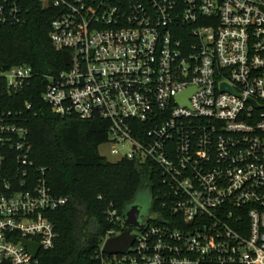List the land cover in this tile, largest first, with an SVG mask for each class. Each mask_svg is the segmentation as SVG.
Masks as SVG:
<instances>
[{
	"label": "built area",
	"instance_id": "2783aa9c",
	"mask_svg": "<svg viewBox=\"0 0 264 264\" xmlns=\"http://www.w3.org/2000/svg\"><path fill=\"white\" fill-rule=\"evenodd\" d=\"M28 2L0 0V27L23 22ZM41 2L55 10L52 45L71 56L43 100L60 116L104 119L111 153L158 176V207L132 246L99 264H264V0ZM32 76L26 63L0 68V264H44L49 213L69 200L30 170L20 112L1 102ZM108 220L101 249L126 227L116 210Z\"/></svg>",
	"mask_w": 264,
	"mask_h": 264
},
{
	"label": "trees",
	"instance_id": "16d2710c",
	"mask_svg": "<svg viewBox=\"0 0 264 264\" xmlns=\"http://www.w3.org/2000/svg\"><path fill=\"white\" fill-rule=\"evenodd\" d=\"M28 5L23 22L0 27V68L26 63L33 76L1 102L5 109L20 112L13 121L27 129L30 170L44 168L53 193L69 199L49 213L56 237L41 258L44 264H99L103 237L113 227L109 210L123 215L125 205L143 188L152 196L151 210L156 209L158 176L150 161L112 162L99 153L98 147L108 141L104 119L60 116L43 100L48 77L65 64L49 36L55 10L43 7L41 0H29Z\"/></svg>",
	"mask_w": 264,
	"mask_h": 264
},
{
	"label": "water",
	"instance_id": "95a60500",
	"mask_svg": "<svg viewBox=\"0 0 264 264\" xmlns=\"http://www.w3.org/2000/svg\"><path fill=\"white\" fill-rule=\"evenodd\" d=\"M45 6L48 7L49 4L48 2L45 3ZM63 61L65 65H69L71 61V56L68 51H63ZM222 89H228L233 91L231 87H229L227 84L223 83L222 84ZM192 92V89L189 88L185 90L182 94L178 96L180 101L186 102V97ZM234 92V91H233ZM136 195L135 197L129 201L123 210V216L125 219V224L126 227L125 229L120 232L117 235L109 237L103 248L102 252L107 254V255H113V254H122L125 253L129 250V248L132 246V244L135 241L136 234L133 233L134 229L141 230L144 227V218L149 216H143L141 214V207L135 202ZM151 203H152V196L150 195ZM150 203V204H151ZM151 210V206H150ZM29 248V250L33 253V255H36L39 250V245L35 242H30V241H23Z\"/></svg>",
	"mask_w": 264,
	"mask_h": 264
},
{
	"label": "rangeland",
	"instance_id": "374dc122",
	"mask_svg": "<svg viewBox=\"0 0 264 264\" xmlns=\"http://www.w3.org/2000/svg\"><path fill=\"white\" fill-rule=\"evenodd\" d=\"M98 151L102 156H105L109 161H118V157L111 153L110 145L107 143H103L98 147ZM150 192L147 188L141 189L136 194L135 202L140 205L141 207V214L143 216H147L150 214V206H151V199H150Z\"/></svg>",
	"mask_w": 264,
	"mask_h": 264
}]
</instances>
